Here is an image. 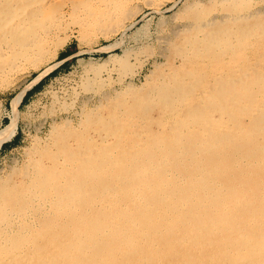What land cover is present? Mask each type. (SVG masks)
<instances>
[{"label": "bare ground", "instance_id": "1", "mask_svg": "<svg viewBox=\"0 0 264 264\" xmlns=\"http://www.w3.org/2000/svg\"><path fill=\"white\" fill-rule=\"evenodd\" d=\"M136 1L0 0V84L57 55L64 18L115 33ZM251 2L223 1L218 19L187 6L142 88L35 140L0 177V264H264V12ZM47 71L11 100L0 147Z\"/></svg>", "mask_w": 264, "mask_h": 264}, {"label": "rangeland", "instance_id": "2", "mask_svg": "<svg viewBox=\"0 0 264 264\" xmlns=\"http://www.w3.org/2000/svg\"><path fill=\"white\" fill-rule=\"evenodd\" d=\"M223 1L225 0H162L153 6L138 0L131 6L133 16L125 21L121 29L108 34L97 31L94 33L95 37L93 34L80 33L69 18H64L63 29L58 31L56 37V40H62L57 55L36 68L24 63L20 67L21 71L19 68L9 74L4 79V82H7L0 84L1 127L8 122L13 97L39 74L48 70L37 84L25 92L24 96L26 93L27 96L24 102V96L21 100L15 135L17 141L4 143L0 147V177L11 173L9 171L13 168L21 167L27 160L35 140L45 142L54 123L68 120L72 126H77L83 110H94L101 105L105 107L106 100L111 99L114 94H121L127 89L142 88L146 76H150L154 69L153 64L163 63L159 56V51L164 48L163 41L171 40L175 32L183 34L190 25L187 20V6L195 5L197 10L201 9L200 12L206 14V19H218L222 16L220 8ZM251 1L253 12H264V0ZM65 55L69 56L61 60ZM93 83H96V86ZM86 89L89 92H86Z\"/></svg>", "mask_w": 264, "mask_h": 264}, {"label": "trees", "instance_id": "3", "mask_svg": "<svg viewBox=\"0 0 264 264\" xmlns=\"http://www.w3.org/2000/svg\"><path fill=\"white\" fill-rule=\"evenodd\" d=\"M67 56H69V55L62 56V57H61V60L65 59ZM26 96H27V93H26V95L24 96V98H23L22 102H24V100H25Z\"/></svg>", "mask_w": 264, "mask_h": 264}, {"label": "crops", "instance_id": "4", "mask_svg": "<svg viewBox=\"0 0 264 264\" xmlns=\"http://www.w3.org/2000/svg\"><path fill=\"white\" fill-rule=\"evenodd\" d=\"M0 124H1V121H0ZM17 141V137L14 136V138L11 140L12 143L16 142Z\"/></svg>", "mask_w": 264, "mask_h": 264}]
</instances>
